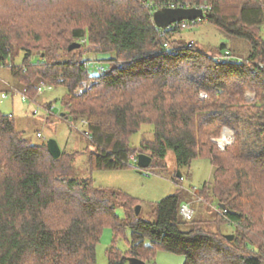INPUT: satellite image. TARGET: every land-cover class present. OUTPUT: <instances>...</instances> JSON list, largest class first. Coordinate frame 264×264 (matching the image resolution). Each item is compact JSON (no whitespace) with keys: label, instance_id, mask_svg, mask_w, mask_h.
Masks as SVG:
<instances>
[{"label":"trees","instance_id":"16d2710c","mask_svg":"<svg viewBox=\"0 0 264 264\" xmlns=\"http://www.w3.org/2000/svg\"><path fill=\"white\" fill-rule=\"evenodd\" d=\"M181 3L207 6L204 18L185 27L155 26L156 11ZM198 24L245 41L247 54L222 44L216 55L233 59L216 60L193 42H170ZM263 30L264 0H0V66L31 99L42 82L66 89L60 116L85 125L90 170L138 169L131 160L138 154L151 157L148 168L163 170L169 151L177 170L205 159L211 178L197 197L217 206L218 227L233 229L229 241L231 233L184 220L178 190L154 205L152 221L143 220L134 212L138 200L76 178V153L61 151L54 160L46 143L33 145L13 116L0 112V264H96L104 226L113 232L108 264L147 263L157 251L182 255L183 264H264ZM72 43L80 48L68 51ZM78 50L114 57L91 76L90 62L73 53ZM247 92L253 100L246 101ZM147 124L152 139L131 147V136ZM224 128L234 132V142L220 151L213 138ZM126 228L130 240L122 252L116 241Z\"/></svg>","mask_w":264,"mask_h":264},{"label":"rangeland","instance_id":"374dc122","mask_svg":"<svg viewBox=\"0 0 264 264\" xmlns=\"http://www.w3.org/2000/svg\"><path fill=\"white\" fill-rule=\"evenodd\" d=\"M264 36V30L262 32ZM170 42L174 47L195 43L200 51L217 54V47L222 44L233 47L237 55L245 56L248 52V44L242 40L231 41L220 33L217 28L209 24H198L184 28L181 32L172 34ZM180 44V45H179ZM76 56L82 54L83 60H88L91 76L99 75L100 69L109 67L107 59L114 57V52L108 54L85 53L84 50L73 52ZM16 64L23 62L22 55L15 60ZM105 61V62H104ZM17 81L12 77L8 67L0 66V112L12 115L15 127L23 137L33 145L47 143L52 139L56 141L60 150L66 153H76L73 162L75 177L78 179H89L95 187L108 188L125 193L138 200L140 206V217L143 220L152 221L151 211L154 205L162 199L174 195L179 191L181 203L187 205L193 211L191 217L195 221L202 222L206 231L216 232L218 229L223 233H231L233 229L227 226L218 227L215 224L217 206L208 201L198 202L197 192L210 181L212 168L209 161L195 159L189 167L176 169L174 156L171 151L165 158L166 167L163 170L157 168H146L139 172L133 167L120 170H97L92 171L87 164L88 154L93 151L87 136L84 134L85 125L80 121L65 120L61 117V99L66 94L62 85L53 87L50 91L38 93L33 99L22 100L23 92ZM6 98H1V94ZM246 101L254 99V94L247 92ZM50 104L49 106H47ZM53 108L50 110V106ZM64 114V113H63ZM152 125H143L137 133L130 138V146L138 148L142 138L152 139ZM224 128L219 137L213 138L220 151L225 150L234 142V132ZM40 135V137L37 136ZM226 135V136H224ZM181 174V180L175 183L173 175ZM210 201V200H209ZM116 214L124 219L125 213L122 208L116 207ZM190 225H180L182 231H188ZM231 235H233L231 233ZM113 232L110 226H104L99 243L96 246V264H108L106 251L111 246ZM130 232L126 228L124 236L116 241V247L125 252L128 249ZM184 256L164 251H157L155 257L146 264H183Z\"/></svg>","mask_w":264,"mask_h":264},{"label":"water","instance_id":"95a60500","mask_svg":"<svg viewBox=\"0 0 264 264\" xmlns=\"http://www.w3.org/2000/svg\"><path fill=\"white\" fill-rule=\"evenodd\" d=\"M204 18L203 11L201 9L196 8H164L159 11H156L153 16V22L155 26L160 29H167L171 25L183 21L194 22L196 20H200ZM80 48L79 43H72L68 46V51L76 50ZM64 115L63 113L61 114ZM228 130V129H226ZM46 147L50 156L56 160L61 155V150L57 145L56 141L50 139L46 143ZM151 157L145 154H138L136 157V167L138 169L144 170L149 167L151 164ZM141 173V171H139ZM177 177L181 179V174L178 172ZM219 207L224 208L223 205H219ZM140 206L136 205L134 207L135 215L138 216L140 213ZM227 240L231 241L233 239V235H226ZM130 264H146L138 259L131 258L129 259Z\"/></svg>","mask_w":264,"mask_h":264},{"label":"built area","instance_id":"2783aa9c","mask_svg":"<svg viewBox=\"0 0 264 264\" xmlns=\"http://www.w3.org/2000/svg\"><path fill=\"white\" fill-rule=\"evenodd\" d=\"M168 8H196V9H201L203 11V14H204V11L207 9V6L205 5H202V6H199V7H193V6H189L188 3H181V4H178L177 6H175L174 4L173 5H170ZM195 22V21H194ZM194 22H189V23H192L194 24ZM182 23V27H185L187 26V21H183L181 22ZM176 24V23H175ZM174 25V24H173ZM173 25H171L169 28H174ZM221 59H224V60H231L233 59L232 56H230V54L228 52H224L223 55H219L216 57V60H221ZM53 87L49 84H46V83H40L39 86L37 87V93H42L44 91H50ZM86 88V84L84 83L83 86L81 88H79L77 90V93L80 94L82 93ZM1 98H6V95L3 93L1 94ZM25 98H27L25 95H23L21 97L22 100H25ZM53 108V106L51 105L50 106V110ZM38 137H40L39 134H37ZM131 160L133 162H136V158L134 157H131ZM201 199L198 198V202H200ZM179 213L181 215V217L184 219V220H188L192 217V210L189 209V207L187 205H182L179 209Z\"/></svg>","mask_w":264,"mask_h":264},{"label":"crops","instance_id":"0c3cea01","mask_svg":"<svg viewBox=\"0 0 264 264\" xmlns=\"http://www.w3.org/2000/svg\"><path fill=\"white\" fill-rule=\"evenodd\" d=\"M182 205H184V204L182 203ZM182 205H181V206H182ZM192 212H193V211H192ZM192 216H193V213H192Z\"/></svg>","mask_w":264,"mask_h":264},{"label":"bare ground","instance_id":"6f19581e","mask_svg":"<svg viewBox=\"0 0 264 264\" xmlns=\"http://www.w3.org/2000/svg\"><path fill=\"white\" fill-rule=\"evenodd\" d=\"M224 136H226V135H224Z\"/></svg>","mask_w":264,"mask_h":264}]
</instances>
